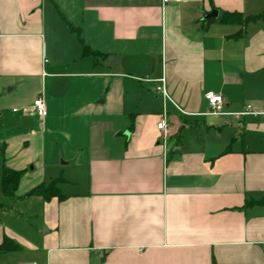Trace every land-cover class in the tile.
Wrapping results in <instances>:
<instances>
[{"label":"crops","instance_id":"0c3cea01","mask_svg":"<svg viewBox=\"0 0 264 264\" xmlns=\"http://www.w3.org/2000/svg\"><path fill=\"white\" fill-rule=\"evenodd\" d=\"M4 103L1 176L23 174L0 190V245H20L0 262L264 264V0H0ZM37 165L60 198L29 193L60 175Z\"/></svg>","mask_w":264,"mask_h":264},{"label":"trees","instance_id":"16d2710c","mask_svg":"<svg viewBox=\"0 0 264 264\" xmlns=\"http://www.w3.org/2000/svg\"><path fill=\"white\" fill-rule=\"evenodd\" d=\"M260 15L253 16H242L239 13H223L222 20L227 22H237L240 25H245L249 21L256 20ZM23 171L20 170H12L10 168L4 167L2 170L1 176V191L4 195H12L17 188L20 177L22 176ZM60 182V178L53 179L48 182V184H39L34 187L29 193L34 195H39L43 199L47 200L52 196L61 197L59 192L58 184ZM264 200H260L262 202ZM1 205V204H0ZM20 245L13 243L12 241L4 238L0 245V253L7 252L10 250L19 249Z\"/></svg>","mask_w":264,"mask_h":264},{"label":"built area","instance_id":"2783aa9c","mask_svg":"<svg viewBox=\"0 0 264 264\" xmlns=\"http://www.w3.org/2000/svg\"><path fill=\"white\" fill-rule=\"evenodd\" d=\"M162 1L166 2L168 0H162ZM159 82L160 84L156 86V90L161 95L163 101L170 100L167 92L165 91L164 85H163L164 83L163 78H161ZM204 97L206 99L207 106H208L206 113H209V114L225 113L224 112V100L220 94H216L213 92H206L204 94ZM32 108H33L34 113L38 117H43L46 115V112H47L46 105H45L44 100L41 97H37L36 99L33 100ZM251 109L252 107L250 105L246 106V111H250ZM156 125H157V128L162 132L163 137L165 138L168 135L169 130H168V126H167L164 114L161 116V118L159 119ZM17 264H35V263L34 262H20Z\"/></svg>","mask_w":264,"mask_h":264},{"label":"rangeland","instance_id":"374dc122","mask_svg":"<svg viewBox=\"0 0 264 264\" xmlns=\"http://www.w3.org/2000/svg\"><path fill=\"white\" fill-rule=\"evenodd\" d=\"M12 105H8L6 103H4L1 107H0V113H1V116H0V163L2 161V157L3 156V152H6L5 149H4V142L6 140L7 137H9L13 132V129H12V124H13V121L12 120H15V118L18 116L17 113H12L11 112V109H12ZM15 107V106H14ZM16 110V108H15ZM6 154V153H4ZM59 160H61L59 158ZM1 167V165H0ZM30 168V167H29ZM1 170V169H0ZM54 170L51 166L49 167H45V170H41V168L37 165L36 167H34V169L32 171H29L30 174V177L29 179H37L38 177L41 176V174H44L43 177L41 178H44V182H47L49 179L47 177V174L48 175H51V173L53 174V176H59L56 177V178H60V184L61 183H64L66 182L65 178H64V173L61 172V173H55L54 175ZM0 178H1V171H0ZM43 180V179H42ZM76 187V186H74ZM73 184H66L64 186V190H72L73 188ZM1 190V188H0ZM1 194H0V199H1ZM0 264H10L9 263V260H7L6 258L4 260H2L0 262Z\"/></svg>","mask_w":264,"mask_h":264},{"label":"water","instance_id":"95a60500","mask_svg":"<svg viewBox=\"0 0 264 264\" xmlns=\"http://www.w3.org/2000/svg\"><path fill=\"white\" fill-rule=\"evenodd\" d=\"M216 11H211L210 13H208V14H206V16L205 17H213V16H216Z\"/></svg>","mask_w":264,"mask_h":264}]
</instances>
